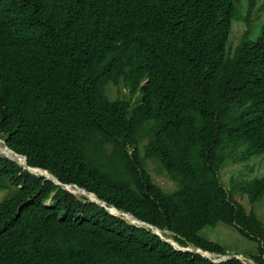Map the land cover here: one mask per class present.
I'll return each mask as SVG.
<instances>
[{"label":"trees","instance_id":"16d2710c","mask_svg":"<svg viewBox=\"0 0 264 264\" xmlns=\"http://www.w3.org/2000/svg\"><path fill=\"white\" fill-rule=\"evenodd\" d=\"M235 1L0 0V138L183 246L226 254L203 231L231 225L264 264V221L220 176L264 155V28L228 48ZM122 84L141 93L137 105L111 98ZM152 164L177 187L158 185ZM232 184L264 199V175ZM9 185L0 264H242L178 250L0 156Z\"/></svg>","mask_w":264,"mask_h":264},{"label":"rangeland","instance_id":"374dc122","mask_svg":"<svg viewBox=\"0 0 264 264\" xmlns=\"http://www.w3.org/2000/svg\"><path fill=\"white\" fill-rule=\"evenodd\" d=\"M264 0H258L259 8L254 12L256 8H253L251 14L246 16V8L247 2L246 0H242L239 3L238 7L240 10V14L243 17H247V20H241L237 23V21L233 24V36L232 39L228 40L229 46L235 47L241 40L243 33L250 28V21L252 19H256L258 16V21H264ZM261 5V6H260ZM258 24L254 23L251 26V40H256L261 30H257ZM110 96L112 98H127L131 101L132 106L137 105V101L141 98V93L132 95L128 88L123 85L114 86L111 85L109 87ZM129 97V98H128ZM135 97V98H132ZM1 146L5 145L4 139H1ZM151 166L157 167V164H152ZM221 171V170H220ZM264 173V156H260L258 158H254L244 163H234L228 162L226 166L223 167L221 171V180L227 189H230L234 198L241 204H243L248 210L254 209L260 218L264 221V199L261 201H257L252 204L249 201V198L243 195L240 191H235V187L232 184V180L234 183L244 178H254L261 177ZM152 177L158 185L162 186L165 189L176 188L177 184L174 183V180L166 174L159 167L151 170ZM15 187L13 185H9L4 189H0V202L3 201L7 196H9ZM79 196V195H78ZM82 197V196H79ZM169 233L168 235H170ZM203 235L215 242H218L224 246H226L228 253L230 254H242L241 257H246L248 254L256 253L258 242L255 240H251L245 236H243L235 227L231 225H227L224 223L218 224L216 228L212 230H204ZM248 264H257L255 260L249 257H246Z\"/></svg>","mask_w":264,"mask_h":264},{"label":"clouds","instance_id":"9594fccd","mask_svg":"<svg viewBox=\"0 0 264 264\" xmlns=\"http://www.w3.org/2000/svg\"><path fill=\"white\" fill-rule=\"evenodd\" d=\"M261 1V0H260ZM242 2V0H238V1H235V8H236V10H237V15H236V17H233L232 18V20H231V26H232V28H231V32H230V34H229V37H228V39H227V42H228V40L230 39H232V36H233V24H234V22L235 21H237V23L239 22V21H241V20H247V17H243L241 14H240V10H239V7H238V5H239V3H241ZM246 2H247V8H246V16H248V15H250L251 14V11L253 10V8H256L255 10H254V12L255 11H257V9L259 8V6H258V0H254V4L252 5V6H250V0H246ZM261 5H263V4H261ZM260 5V6H261ZM264 6V5H263ZM254 23H257L258 24V27H257V30H263V28H264V21H262V22H260V21H258V16H257V18L256 19H252L251 21H250V28H248L245 32H249L250 33V36H251V26H252V24H254ZM244 32V33H245ZM244 33H243V35H244ZM243 37V36H242ZM241 40H242V38H241ZM240 41V40H239ZM241 42V41H240ZM239 42V43H240ZM239 43L235 46V47H237L238 45H239ZM227 45L229 46V43H227ZM230 47H233V46H230ZM229 53V52H228ZM124 87H126L124 84H122ZM127 88V87H126ZM129 89V88H128ZM129 91H130V93L132 94V95H134V94H136V93H138V92H131V90L129 89ZM136 96H139V93H138V95H136ZM112 98V97H111ZM129 98V97H128ZM132 98H135V97H132ZM113 99H116V98H113ZM127 99V98H126ZM0 139H4V138H0ZM4 142H5V146H2V147H8L11 151H14L15 153H17L13 148H11L8 144H7V142H6V140L4 139ZM17 154H19V155H22V154H20V153H17ZM0 156H2V157H5V158H8V159H10V160H13V159H11V158H9L8 156H5V155H3L2 153H0ZM22 156H24L25 158H26V160H27V157L25 156V155H22ZM260 156H264V155H260ZM260 156H254V157H252L251 159H249V160H252V159H254V158H258V157H260ZM248 160V161H249ZM13 161H15V160H13ZM15 162H17V161H15ZM18 163V162H17ZM19 164V163H18ZM27 164L30 166V167H32V168H34V169H40V170H47L49 173H51L48 169H45V168H42V167H36V166H31L29 163H28V161H27ZM159 164V163H158ZM20 166H22L21 164H19ZM227 165V164H226ZM225 165V166H226ZM23 168H25V169H27L29 172H31L32 174H34V175H37V176H43V177H45L44 175H42V174H38V173H35L34 171H33V169H29L28 167H24V166H22ZM157 168V167H156ZM161 169V168H160ZM163 170V169H162ZM161 170V171H162ZM223 170V168L221 169V171ZM164 172H166L165 170H163ZM221 171H220V173H221ZM52 174V173H51ZM167 174V173H166ZM53 176H55L54 174H52ZM168 175V174H167ZM263 175H264V173H263ZM262 175V176H263ZM169 176V175H168ZM221 176V175H220ZM56 177V176H55ZM46 178V177H45ZM57 178V177H56ZM253 178V177H252ZM47 179H50V178H47ZM58 179V178H57ZM244 179H251V178H244ZM52 180V179H51ZM59 180V179H58ZM242 180V179H241ZM60 181V180H59ZM233 181V180H232ZM231 181V182H232ZM61 182V181H60ZM56 183V182H55ZM62 183V182H61ZM57 184V183H56ZM62 184H64V183H62ZM58 185H60V184H58ZM64 185H67L68 187V189L67 188H65V187H63L62 185V187L63 188H65V189H67V190H69L70 192H72V193H74V194H76L77 192L75 191V189L74 188H77V187H75L77 184H64ZM78 187H80L79 185H77ZM15 187V186H14ZM70 187H72V189L70 188ZM224 187H225V185H224ZM82 188V187H81ZM85 189V188H84ZM225 189H227L226 187H225ZM85 190H87V189H85ZM88 191V190H87ZM89 192H91V191H89ZM93 195H95L98 199H100V200H102L101 198H99L94 192H91ZM12 194V193H11ZM77 195V194H76ZM82 196H86V195H82ZM87 197V196H86ZM88 198V197H87ZM89 200H91L90 198H88ZM92 201V200H91ZM105 204H106V202L104 201V200H102ZM93 202H95V201H93ZM96 203H98V202H96ZM50 204V201H48V202H46V205H49ZM99 204V203H98ZM100 205V204H99ZM102 206V205H101ZM106 206L107 207H114V208H117V207H115V206H108L107 204H106ZM104 207V206H103ZM118 209V208H117ZM119 210H121V211H125V210H122V209H119ZM125 212H128V211H125ZM111 213V212H110ZM128 213H130V212H128ZM113 214V213H112ZM130 214H132V213H130ZM113 215H115V214H113ZM133 215V214H132ZM116 216H119V217H122V216H120V215H117L116 214ZM134 216V215H133ZM135 217V216H134ZM122 218H124V217H122ZM137 218V217H136ZM125 219V218H124ZM138 219V218H137ZM127 220V219H126ZM141 220V219H140ZM144 221V220H143ZM130 222V221H129ZM131 223V222H130ZM134 224V223H133ZM137 225V224H136ZM138 226H141V225H138ZM142 227H147V226H143L142 225ZM157 227V226H156ZM150 228V227H149ZM160 229V228H159ZM161 230V229H160ZM162 231V230H161ZM169 233H171V232H165V234L168 236V239H172V240H174V241H176L174 238H173V233H171L170 235H168ZM177 242V241H176ZM177 243H179V242H177ZM180 244V243H179ZM173 245V244H172ZM181 245V244H180ZM182 247H184V248H201V247H194V246H192V245H190V246H183V245H181ZM176 248V247H175ZM176 249H178V250H181V249H179V248H176ZM202 249V248H201ZM203 251H205L206 252V254L209 256V257H207V256H205V255H203L202 253H200V252H197V251H191V252H195V253H199V254H201L202 256H204V257H206V258H208V259H210L211 261H213L211 258H218L219 256H221V255H224V254H217V253H212V252H209V251H206V250H204V249H202ZM183 251H188V250H183ZM226 254H230V253H226ZM238 255H242V254H238ZM211 257V258H210ZM243 258L245 259V261L247 260V258L246 257H244L243 256ZM230 259H233V258H230ZM226 260H229V259H226ZM226 260H223V261H226ZM223 261H220V262H215V263H221V262H223ZM214 262V261H213ZM241 262V261H240ZM246 263H247V261H246ZM248 264V263H247Z\"/></svg>","mask_w":264,"mask_h":264},{"label":"water","instance_id":"95a60500","mask_svg":"<svg viewBox=\"0 0 264 264\" xmlns=\"http://www.w3.org/2000/svg\"><path fill=\"white\" fill-rule=\"evenodd\" d=\"M26 167H28L29 169H34V168H32V167H30L28 164H27V166ZM43 171H46V172H48L47 170H43ZM46 178H50V179H52L54 182H56L57 184H60V185H62L63 187H65V188H67L68 186L67 185H64V184H62L55 176H51V177H48V176H46V175H44ZM75 187H77L79 190H82V191H86L88 194H92L91 192H89V191H87V190H85L84 188H81V187H78L77 185L75 186ZM68 189V188H67ZM99 201H100V205H102V206H104L109 212H111V213H113V211L109 208V207H107L106 205H105V203L102 201V200H100V199H98ZM117 211H119V212H122V213H126V214H130V213H128V212H125V211H121V210H119V209H117V208H115ZM114 214V213H113ZM116 215V214H115ZM130 215H132V214H130ZM133 216V215H132ZM134 217V216H133ZM135 219H137L136 217H135ZM138 221H140V223H141V226L142 225H147L148 227H150L151 229H153V231L156 233V234H158V235H160L162 238H163V240H165V241H167V242H169V243H171V244H173L176 248H179V249H181V250H188V251H197V252H200V253H202L203 255H205V256H207V257H209L207 254H206V252L205 251H203L201 248H184V247H182L179 243H177L176 241H174V240H172V239H168V238H166L165 236H163L161 233H159L158 232V227H156V226H154V225H151V224H149V223H147V222H145V221H143V220H140V219H137ZM160 230V229H159ZM211 258V257H210ZM230 258H236V259H239L240 261H241V263L242 264H247L246 263V261H245V259L243 258V257H241L240 255H238V254H224V255H221V256H219L218 258H211L214 262H220V261H223V260H226V259H230Z\"/></svg>","mask_w":264,"mask_h":264},{"label":"bare ground","instance_id":"6f19581e","mask_svg":"<svg viewBox=\"0 0 264 264\" xmlns=\"http://www.w3.org/2000/svg\"><path fill=\"white\" fill-rule=\"evenodd\" d=\"M0 141H1V139H0ZM0 153H2L3 155L8 156L9 158L17 161L19 164H21L24 167L27 166V160H26V158L24 156L19 155V154L15 153L14 151H11L8 147H2L1 146V142H0ZM33 171L35 173L42 174V175H46L48 177H51L52 176L51 173L46 172V171H43V170H40V169H33ZM70 188L72 189V187H70ZM74 189L77 192L76 193L77 195H79V196L86 195L92 201H95V202L100 203V201L98 200V198L95 195L88 194L86 191L79 190L78 188H74ZM109 208L113 211L114 214H117V215H120V216L124 217L125 219H127L131 223H134V224H137V225H141L140 221H138L137 219H135V217H133L132 215L119 212L114 207H109ZM143 226H147V225H143ZM158 232L161 233L166 238H168V236L166 234H164L163 231H161V230L158 229Z\"/></svg>","mask_w":264,"mask_h":264}]
</instances>
